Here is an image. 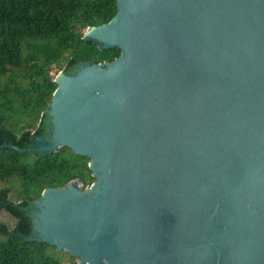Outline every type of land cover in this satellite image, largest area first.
I'll use <instances>...</instances> for the list:
<instances>
[{
    "label": "water",
    "instance_id": "water-1",
    "mask_svg": "<svg viewBox=\"0 0 264 264\" xmlns=\"http://www.w3.org/2000/svg\"><path fill=\"white\" fill-rule=\"evenodd\" d=\"M115 5L78 39L120 55L56 77L27 150L68 148L95 181L45 189L25 240L79 264H264V0Z\"/></svg>",
    "mask_w": 264,
    "mask_h": 264
},
{
    "label": "trees",
    "instance_id": "trees-1",
    "mask_svg": "<svg viewBox=\"0 0 264 264\" xmlns=\"http://www.w3.org/2000/svg\"><path fill=\"white\" fill-rule=\"evenodd\" d=\"M115 14V0H0V212L14 220L12 228L0 223V264H76L63 251L25 240L32 236L27 207L47 188L73 181L82 191L89 188L95 181L89 159L65 147L27 150L50 128L45 110L56 89L52 65L72 75L79 64L120 55L78 39Z\"/></svg>",
    "mask_w": 264,
    "mask_h": 264
},
{
    "label": "rangeland",
    "instance_id": "rangeland-1",
    "mask_svg": "<svg viewBox=\"0 0 264 264\" xmlns=\"http://www.w3.org/2000/svg\"><path fill=\"white\" fill-rule=\"evenodd\" d=\"M62 73V71H60V68L57 67L56 65H52L51 68V73L50 76H52L53 80L56 79V77ZM79 187H81V185L78 183ZM86 190H88V188H86ZM0 223L2 224H6L9 228H12V226L14 225V220L11 219L8 215H6L3 212H0ZM76 264L78 263V260H76Z\"/></svg>",
    "mask_w": 264,
    "mask_h": 264
}]
</instances>
